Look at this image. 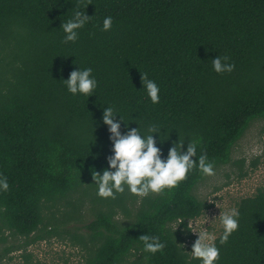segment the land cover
Masks as SVG:
<instances>
[{
	"label": "trees",
	"instance_id": "trees-1",
	"mask_svg": "<svg viewBox=\"0 0 264 264\" xmlns=\"http://www.w3.org/2000/svg\"><path fill=\"white\" fill-rule=\"evenodd\" d=\"M74 9L91 19L65 42L60 25ZM217 55L229 57L231 72L213 70ZM78 66L98 81L88 98L63 81ZM145 73L160 86L158 103L142 89ZM106 105L130 127L163 128L162 157L178 140L186 150L199 139L197 156L214 168L229 163L264 119V0H0V174L9 182L0 192V264L17 252L28 259L31 245L54 234L70 236L79 264H200L184 247L188 221L174 227L211 206L194 192L206 176L199 169L163 193L97 195L92 172L108 166L112 148ZM86 200L93 219L83 224ZM237 209L238 229L215 239L217 264H264V189ZM146 233L164 249L145 252Z\"/></svg>",
	"mask_w": 264,
	"mask_h": 264
},
{
	"label": "clouds",
	"instance_id": "clouds-1",
	"mask_svg": "<svg viewBox=\"0 0 264 264\" xmlns=\"http://www.w3.org/2000/svg\"><path fill=\"white\" fill-rule=\"evenodd\" d=\"M91 19L85 11L74 9L69 19L61 22L60 28L64 32L65 42H75L79 38V29ZM113 17L107 15L103 19L102 30L111 28ZM213 70L217 73L231 72L234 64L229 62V57L217 55L211 59ZM91 67L73 68L66 79H63L67 91L73 95L84 94L92 96L98 86V81L92 75ZM142 89L153 104L160 100V86L148 77L147 73L142 77ZM101 123L107 126L109 140L111 141V154L107 157V167L101 171L92 172L94 183L97 186V195L102 198H115L117 193H123L125 189L139 197H146L150 193H163L178 186L187 178L193 169H199L204 175L212 176L215 173L214 164L207 155L201 151L197 156L199 139L188 141L186 150L183 149L185 141H177L168 149L167 157H162L161 148L157 145V138L161 139L165 130L156 124H149L147 130L130 127L124 122L121 115L117 114L112 106L102 107ZM117 117H119L117 119ZM124 125V131L121 125ZM155 134V135H154ZM167 139V138H166ZM195 157V159H193ZM9 189L8 178L0 174V192ZM239 211L232 207L227 212H220V224L223 232L219 236L220 243L228 241L229 236L238 229ZM214 219V218H213ZM185 220L188 221L187 229L191 225L196 228V221L184 216H178L174 221L175 231ZM208 221V217L207 220ZM203 227L199 231L191 230L198 234V238L192 245L191 254L199 258L200 264H217L220 249L215 243V235L209 228ZM140 240L143 250L155 254L165 247V242L158 236H150L147 233L141 235Z\"/></svg>",
	"mask_w": 264,
	"mask_h": 264
},
{
	"label": "rangeland",
	"instance_id": "rangeland-1",
	"mask_svg": "<svg viewBox=\"0 0 264 264\" xmlns=\"http://www.w3.org/2000/svg\"><path fill=\"white\" fill-rule=\"evenodd\" d=\"M259 189H264V119L251 123L234 146L229 163L217 166L214 175H206L196 185V196L211 206L194 219L195 229L191 225L189 230L184 229L183 235L187 237L184 247L188 251L192 250L198 234L191 230L199 231L207 217L204 227L209 228L216 238L220 236L223 227L217 217L219 213L227 212L232 207L237 208L242 198L254 195ZM92 206L89 200L82 206L83 224L93 219ZM27 253L31 255L28 259L17 252L4 264H79L82 256L80 249L67 234H54L46 240H40L31 245Z\"/></svg>",
	"mask_w": 264,
	"mask_h": 264
}]
</instances>
